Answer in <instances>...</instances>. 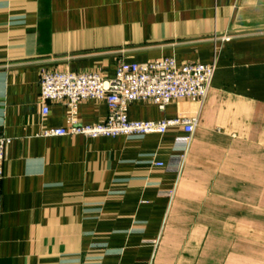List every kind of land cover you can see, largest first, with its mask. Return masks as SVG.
Here are the masks:
<instances>
[{
	"label": "crops",
	"instance_id": "1",
	"mask_svg": "<svg viewBox=\"0 0 264 264\" xmlns=\"http://www.w3.org/2000/svg\"><path fill=\"white\" fill-rule=\"evenodd\" d=\"M214 62L200 105L134 102L130 120L199 113L164 135L42 137L41 70ZM103 101L79 105L103 122ZM0 264H264V0H0ZM161 162L163 167L155 164Z\"/></svg>",
	"mask_w": 264,
	"mask_h": 264
},
{
	"label": "built area",
	"instance_id": "2",
	"mask_svg": "<svg viewBox=\"0 0 264 264\" xmlns=\"http://www.w3.org/2000/svg\"><path fill=\"white\" fill-rule=\"evenodd\" d=\"M216 65L186 63L177 65L173 57H162L144 63L119 62L112 78L98 72H70L41 70V115L49 112V104L62 102L67 108L64 127L43 129L40 136H83L85 138H115L118 136L164 135L180 130L185 146L193 137L199 122V113L179 115L171 119L130 120L128 110L134 102H148L164 110L180 100L204 104L212 86ZM87 100L103 101L107 116L103 122L82 124L79 105ZM11 139L0 136V179L6 148ZM157 167L164 164L158 162Z\"/></svg>",
	"mask_w": 264,
	"mask_h": 264
}]
</instances>
